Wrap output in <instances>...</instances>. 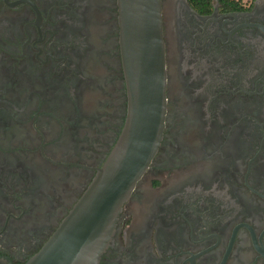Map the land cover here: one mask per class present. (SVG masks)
Listing matches in <instances>:
<instances>
[{"label": "flooded vegetation", "instance_id": "obj_1", "mask_svg": "<svg viewBox=\"0 0 264 264\" xmlns=\"http://www.w3.org/2000/svg\"><path fill=\"white\" fill-rule=\"evenodd\" d=\"M162 137L97 264H264V0H161ZM117 0H0V259L59 226L124 126Z\"/></svg>", "mask_w": 264, "mask_h": 264}, {"label": "water", "instance_id": "obj_2", "mask_svg": "<svg viewBox=\"0 0 264 264\" xmlns=\"http://www.w3.org/2000/svg\"><path fill=\"white\" fill-rule=\"evenodd\" d=\"M127 114L108 157L59 226L23 264H97L123 202L162 137L165 56L161 0H117ZM0 264H7L0 259Z\"/></svg>", "mask_w": 264, "mask_h": 264}]
</instances>
